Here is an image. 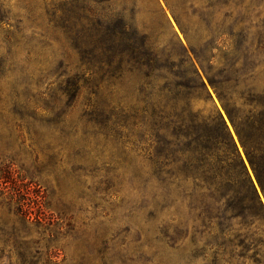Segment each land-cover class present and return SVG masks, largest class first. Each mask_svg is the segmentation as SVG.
I'll use <instances>...</instances> for the list:
<instances>
[{"label":"rangeland","instance_id":"1","mask_svg":"<svg viewBox=\"0 0 264 264\" xmlns=\"http://www.w3.org/2000/svg\"><path fill=\"white\" fill-rule=\"evenodd\" d=\"M104 6L112 25L122 14L134 31L149 36L158 61L197 65L212 100H195L193 110L205 118L216 110L223 114L264 202L207 79L221 82L228 98L235 81V95L244 101L264 97V0H111L110 9ZM99 8L94 0H0V264H264V244L253 228L234 220L235 231L221 238L185 187L171 190L161 217L171 228L169 238L146 222L144 195L162 193L153 176L174 167H153L156 144L143 133L129 137L125 109L98 119L85 109L83 93L72 102L62 98L51 114L40 110L46 102L53 106L47 98L61 63L76 69L82 61H107L103 50L93 54V47L82 45L87 34L77 20L85 13L92 18ZM56 18H66L60 28ZM198 61H206L207 74ZM130 101L123 91L115 105ZM106 117L112 131L102 129ZM19 191L43 213L40 223L9 213L7 203L17 201Z\"/></svg>","mask_w":264,"mask_h":264},{"label":"trees","instance_id":"2","mask_svg":"<svg viewBox=\"0 0 264 264\" xmlns=\"http://www.w3.org/2000/svg\"><path fill=\"white\" fill-rule=\"evenodd\" d=\"M94 1L100 6L92 17L94 20L86 13L77 19L79 31L87 34L82 45L93 47V54L103 50L107 61H82L76 69L61 63L50 84L52 94L47 98L53 101V106L46 102L40 110L51 114L62 98L72 102L83 93L87 96L85 109L98 119L114 109H125L124 128L129 137L135 140L143 133L156 144L157 158L150 160L153 167L158 171L167 166L165 163L174 167L165 176L160 172L153 176L162 193L144 195L147 223L158 224L159 230L162 227L160 233L165 231L164 237L169 238L171 228L161 217L169 208L171 190L185 187L190 191L192 205L201 203L205 219L218 226L221 238L230 237L235 231L230 222L240 219L243 227L254 229L252 235H257L259 244L263 245L264 202L227 121L219 110L208 118L193 110L195 100H212L197 65L193 61H158L149 36L134 31L124 15H119L113 25L110 23L104 4H109L110 9L111 0ZM85 6L86 3L79 6L81 13ZM63 19L66 18L55 19L58 28L64 25ZM11 34L13 39L14 33ZM205 62L198 61L207 74ZM223 72L231 84V69L225 67ZM207 76L264 195V97L244 101L241 93L235 95L240 88L235 81L233 97L228 98L221 82ZM123 91L131 96V101L121 107L120 103L115 105V99ZM234 106L239 110H234ZM109 120L106 117L102 123L104 131H112L107 127ZM170 131L173 132L168 137ZM148 181L145 180L146 186L150 185ZM18 197L16 202L11 199L7 203L9 213L22 221L40 223L43 213L39 215L22 192H18Z\"/></svg>","mask_w":264,"mask_h":264}]
</instances>
